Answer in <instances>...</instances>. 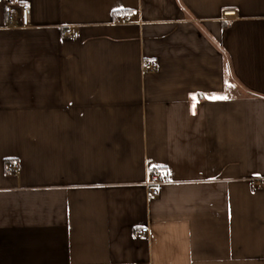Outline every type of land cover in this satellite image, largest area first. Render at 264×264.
Listing matches in <instances>:
<instances>
[{
  "label": "crops",
  "instance_id": "crops-1",
  "mask_svg": "<svg viewBox=\"0 0 264 264\" xmlns=\"http://www.w3.org/2000/svg\"><path fill=\"white\" fill-rule=\"evenodd\" d=\"M26 2L0 5V264H264V0Z\"/></svg>",
  "mask_w": 264,
  "mask_h": 264
},
{
  "label": "built area",
  "instance_id": "built-area-1",
  "mask_svg": "<svg viewBox=\"0 0 264 264\" xmlns=\"http://www.w3.org/2000/svg\"><path fill=\"white\" fill-rule=\"evenodd\" d=\"M0 5H2L6 18L8 20V25L11 27H29L31 25V7L30 4L25 2L21 5L18 0H0ZM227 16L233 15L231 12L225 13ZM65 34L71 37H77L78 31L67 29ZM159 67L157 61L145 62L143 65L144 70L153 71ZM20 168V163L18 161H9L6 164V172L12 173ZM170 177L164 173L162 170H156L151 175V180L147 183L149 187L150 195L157 194L159 186L164 183H169ZM149 234V226L142 227L135 231V235L138 238L144 237Z\"/></svg>",
  "mask_w": 264,
  "mask_h": 264
},
{
  "label": "snow or ice",
  "instance_id": "snow-or-ice-1",
  "mask_svg": "<svg viewBox=\"0 0 264 264\" xmlns=\"http://www.w3.org/2000/svg\"><path fill=\"white\" fill-rule=\"evenodd\" d=\"M18 2L23 5L25 4L26 0H18ZM213 98H219V99H226L227 97H213Z\"/></svg>",
  "mask_w": 264,
  "mask_h": 264
},
{
  "label": "trees",
  "instance_id": "trees-1",
  "mask_svg": "<svg viewBox=\"0 0 264 264\" xmlns=\"http://www.w3.org/2000/svg\"><path fill=\"white\" fill-rule=\"evenodd\" d=\"M122 12V11H121Z\"/></svg>",
  "mask_w": 264,
  "mask_h": 264
}]
</instances>
